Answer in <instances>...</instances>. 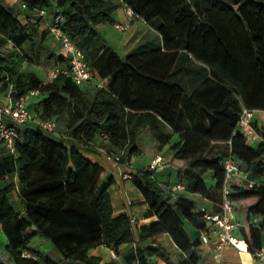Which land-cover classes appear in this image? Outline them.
Returning <instances> with one entry per match:
<instances>
[{
  "label": "trees",
  "instance_id": "obj_1",
  "mask_svg": "<svg viewBox=\"0 0 264 264\" xmlns=\"http://www.w3.org/2000/svg\"><path fill=\"white\" fill-rule=\"evenodd\" d=\"M19 1L30 13L60 14L62 31L82 51L94 77L108 83L76 86L63 74L43 82L34 72H20L16 61L7 63L14 55L18 62L36 65L43 55L56 67H69L63 51L47 47L49 31L47 36L34 23L20 24V11L0 2V93L6 94L12 86L10 98L15 100L36 92L29 105L35 118L63 120V132L74 141L82 145L98 141L107 154L119 157L121 165H129L139 155L143 132L153 135L159 150L169 145L167 127L180 131L183 115L180 140L170 149L183 161L177 175L185 191L213 204L212 210L200 208L219 212L222 163L233 157L246 175L230 184L229 199L239 226L235 234L250 254L264 248V184L257 182L264 175V144L247 146L236 129L242 108L264 110V4L257 0ZM124 4L157 32L161 47L142 45L122 57L101 37L99 27ZM180 51L216 72L215 82L206 81L191 96L170 82ZM213 85L219 89L217 104L209 98ZM7 125L20 138L14 153L0 141V228L10 264H98L89 257L90 250L104 245L115 252L134 242L130 218L113 215L111 181L97 184L101 171L97 164L35 124ZM154 173L150 167L141 168L132 179L147 204L145 216L158 220L140 228V238L167 234L188 256L173 263L159 246L143 247L132 259L137 264H147L153 257L166 264H198L192 251L200 245L201 232H209L211 226L194 201L160 188ZM206 173L214 186H206ZM248 181L255 182L254 189L246 188ZM12 194L21 212L14 210ZM187 227L194 229L193 236ZM34 237L50 242L59 259L31 250ZM0 264L5 263L0 259Z\"/></svg>",
  "mask_w": 264,
  "mask_h": 264
},
{
  "label": "crops",
  "instance_id": "obj_2",
  "mask_svg": "<svg viewBox=\"0 0 264 264\" xmlns=\"http://www.w3.org/2000/svg\"><path fill=\"white\" fill-rule=\"evenodd\" d=\"M258 1L264 4V0ZM0 2L7 7L20 11V24L25 25L28 22L34 23L41 31H44L47 33V36H49L48 29L53 17L51 11L41 10L30 13L19 0H0ZM115 24L124 25L127 27V29L124 32H120L114 28ZM98 30L101 37L112 48H114V50L117 49L121 52L122 57H125L128 53L142 45L153 43L155 46H162L161 39L157 32L139 17L133 16L132 18H128L123 7L115 10L111 16V20L101 25ZM46 45L47 47L59 46L53 38H49ZM58 51L61 52L62 50L59 49ZM34 74L40 80H42L38 71L34 72ZM217 77L218 74L216 72L209 71L205 66L196 63L189 54L184 51H180L175 67L171 72L170 82L177 83L185 91L187 96H191L206 81L211 80L215 82ZM104 81L105 84L108 83V79H105ZM212 88L215 90L213 89L214 92L212 95H209V98L215 101L217 104L220 101V98L218 97L219 89L214 87V85ZM6 103V94L0 93V108L4 107ZM0 121L5 122L6 124H12L10 118L1 113ZM181 122L182 129L180 131L174 132L170 127H167V130L171 133V143L165 146L162 150L158 149V142L150 132H143L139 137L140 153L139 155L133 156L131 158L129 165L115 163L111 158L107 157L101 152L97 141L91 145H82L74 141L71 138L70 133L60 135V139L68 148H75L85 158L100 167L101 171L97 184L101 185L107 181H111V185L108 188V193L110 195L113 207V215L119 216L121 214H126L130 218L132 224L135 240L132 243L123 244L114 249L116 255L118 256L117 259H112L110 256V252L113 249L112 246L107 247L101 245L88 252L89 257L97 261L98 264H108L111 262L115 264H137V262H135L132 257L137 250L143 247H163L170 254L171 261L173 263H177L178 261L187 258L188 255L180 252L167 234H159L144 239L140 238V228L149 227L155 224L158 220L155 216L148 218L145 216L148 208L147 204L144 203L143 196L132 183V179L136 170L147 167L153 169L152 163L157 157L162 159V162L158 164L159 169L154 170V178L157 181V185L160 188L168 190L173 185H176L179 182L182 183L181 179L177 175V169L183 166V161L179 158H176L173 151L170 149L172 144H175L180 140V133L183 132V115L181 116ZM238 165L240 166L239 163ZM240 168L242 169L241 166ZM242 171L244 172L243 169ZM206 174L209 178V181L207 180L208 178H204L206 186H214V181L212 180L210 173ZM124 175H129L131 178L124 179ZM241 180H243V178L235 179L234 182H239ZM12 181L16 182L15 177L12 178ZM257 182L264 184V175L260 176ZM176 194L192 200L196 204L200 202L205 203L206 209L208 208L209 210H212L213 208V204L211 202L201 198L196 194H191L186 191L177 192ZM10 201L14 210L16 212H21V207L15 194L10 196ZM39 242L40 243L35 244L34 248L30 249L44 255L47 250H51V248H53V245L50 242V245L45 244L42 241ZM6 245L7 240L1 232L0 248L5 250ZM213 248V243L208 245L200 244L192 251V253H195L199 257L198 264H214L212 257ZM249 258L252 262L250 253H241L235 250L233 247H226L222 252L220 264H250ZM147 264L166 263L157 257H153L148 261Z\"/></svg>",
  "mask_w": 264,
  "mask_h": 264
},
{
  "label": "built area",
  "instance_id": "obj_3",
  "mask_svg": "<svg viewBox=\"0 0 264 264\" xmlns=\"http://www.w3.org/2000/svg\"><path fill=\"white\" fill-rule=\"evenodd\" d=\"M123 9L128 18L134 16L130 6L124 4ZM62 20L60 14H55L49 25L48 31L68 59L69 67L65 70L57 66L50 76L54 78L63 74L69 77L76 86L90 85L104 87L105 81L98 80L94 77L93 72L84 60L82 51L62 31ZM114 28L120 32H124L127 29L126 26L120 24H115ZM9 47L11 48L12 46L9 45ZM11 90L12 86H10L6 93L7 103L4 107L0 108V113L8 116L14 125L35 124L46 132L53 133L56 128L55 121H39L29 108L31 97L36 94V92L29 91L17 99L11 100ZM236 129L244 135L247 146L255 147L258 144H264V110L242 108L238 117ZM0 141L8 152L14 153L15 145L20 141L19 134L14 127H10L5 122L0 121ZM100 150L115 163L119 162V157L111 156L101 148ZM161 162L162 159L160 157L155 158L152 163L153 169H159L158 164ZM222 167L224 170V181L221 189L222 200L219 212L211 213L204 208H200L201 211L204 212V219L210 224L211 229L209 232H201L199 241L202 245L213 243L214 248L212 257L214 264H220L222 252L226 247H233L241 253L244 251L247 252L244 240L240 239L235 234L238 229V223L234 219L232 205L229 199L231 182L239 178L245 179V175L233 157L225 158ZM123 178L130 179L131 177L129 175H124ZM255 186V182L248 181L246 188L252 190ZM185 190V185L181 182L170 188L172 193L184 192ZM258 221L259 218L256 217L254 223H258ZM110 256L112 259L118 258L113 250H111ZM251 259L253 264H264V248L251 254Z\"/></svg>",
  "mask_w": 264,
  "mask_h": 264
},
{
  "label": "rangeland",
  "instance_id": "obj_4",
  "mask_svg": "<svg viewBox=\"0 0 264 264\" xmlns=\"http://www.w3.org/2000/svg\"><path fill=\"white\" fill-rule=\"evenodd\" d=\"M258 1V0H257ZM109 26V25H108ZM52 49L55 51V52H59L58 50L60 49L59 46H52ZM115 51L118 53L119 56H122L121 55V52L117 49H115ZM8 53H13L11 52V50H9ZM20 59L17 57H15L14 55H12V57H9V60L7 63H9L10 61H13V62H17L18 63V68H19V71L20 72H25V71H30V72H36L38 71L40 73V76H41V81L43 82H46L50 79H52V77L50 76V74L52 73V71L56 68V64L53 62V61H50V62H47L44 60V57L43 55H41V59H40V62L36 65H28L26 64L25 62H18ZM36 107H38L36 105ZM39 108V107H38ZM38 115V114H37ZM37 120L39 121H42L40 120L39 118V115L38 117L36 118ZM56 128L53 132V135L55 136H60V135H64L65 133L63 132V129L65 127V123L63 120H57L56 122ZM98 142V141H97ZM211 175V174H210ZM204 178H208V175L206 174L204 176ZM209 181V178L207 179ZM197 205L199 207H205V203H197ZM239 227V226H238ZM187 232L193 236L195 234V231L194 229L190 228V227H187ZM1 233V232H0ZM39 241H42L43 243L45 244H48L50 245V243L48 241H44V240H41L40 238L38 237H34L30 244H29V247L30 248H34L35 244L36 243H40ZM44 255H49L52 259L54 260H58L59 257L54 253V250L53 248H51V250H47ZM0 259L5 263V264H10V260L9 258L7 257L6 253H5V250L1 249L0 248Z\"/></svg>",
  "mask_w": 264,
  "mask_h": 264
},
{
  "label": "bare ground",
  "instance_id": "obj_5",
  "mask_svg": "<svg viewBox=\"0 0 264 264\" xmlns=\"http://www.w3.org/2000/svg\"><path fill=\"white\" fill-rule=\"evenodd\" d=\"M243 253H245V251H244ZM249 263H250V264H252V262H251L250 258H249Z\"/></svg>",
  "mask_w": 264,
  "mask_h": 264
}]
</instances>
